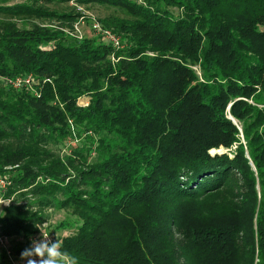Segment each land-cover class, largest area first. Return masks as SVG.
<instances>
[{"label":"trees","instance_id":"trees-1","mask_svg":"<svg viewBox=\"0 0 264 264\" xmlns=\"http://www.w3.org/2000/svg\"><path fill=\"white\" fill-rule=\"evenodd\" d=\"M71 1L123 11L101 22L124 47L72 35L80 12L0 1L14 258L60 209L79 264H264V0H46Z\"/></svg>","mask_w":264,"mask_h":264},{"label":"rangeland","instance_id":"rangeland-1","mask_svg":"<svg viewBox=\"0 0 264 264\" xmlns=\"http://www.w3.org/2000/svg\"><path fill=\"white\" fill-rule=\"evenodd\" d=\"M5 4L8 5H13L16 3H32V2H40L42 4H47V6L50 9H55V10H72L74 12H80L84 13V19H81V24H80V29L83 33L84 36H98L96 32L93 30V22L94 20H97L101 25L102 22L101 20L113 16V17H126V14L116 8L113 7H108V6H101L97 4H89V5H84L80 4L74 1H71L70 3H62V4H56V3H51L48 4L46 0H0ZM141 1V0H140ZM81 18V17H80ZM80 20V19H79ZM80 22V21H79ZM105 39V38H104ZM107 41V39H105ZM109 42V41H108ZM90 103V97L89 96H83L78 99V104L82 106H87L86 104ZM77 140H69V147L64 148V152H68L71 149L83 145L84 140H85V133L80 136H76ZM75 138V137H74ZM59 149V148H58ZM97 159V154L92 152V155L89 158L90 162H94ZM6 203H0V213L3 211ZM64 220H72L76 221V217H74L73 213L71 210H60L56 209L52 212V219L50 223L46 224L45 227L46 229L44 230L45 233L49 234V238L51 240H54L57 238H60L63 234H70L71 232L74 231V229H58L57 225L64 221ZM21 264H26L25 260H22L20 256L17 258Z\"/></svg>","mask_w":264,"mask_h":264},{"label":"built area","instance_id":"built-area-1","mask_svg":"<svg viewBox=\"0 0 264 264\" xmlns=\"http://www.w3.org/2000/svg\"><path fill=\"white\" fill-rule=\"evenodd\" d=\"M81 19H84V13L79 20L80 22L79 21L76 22L75 26H74V30H72L70 32L72 35H74L75 37H77L79 39H83L85 37L83 35L81 29H80ZM92 27H93L94 32L102 35L114 47H116V48L124 47L120 36L117 33L113 32L111 29L103 27V25H101L97 20H94ZM1 78L2 77L0 76V79ZM5 79L9 84H11L14 88H17V89H20L23 86H32V84L35 82V79L32 75L26 76V77H18L16 79H10V78H5ZM86 105H88V103ZM70 121H71L72 131L75 134V125L72 122V120H70ZM75 140H77L76 135H75ZM9 184H10V182H8V179L0 177V193L2 191H4V189H6L7 185H9ZM9 201L10 200H5V199H3V197L0 196V203H2V202L6 203L5 206L9 204ZM42 232H44V230ZM45 234H47V233H45ZM41 236H42L41 232L38 234H35L32 236V240L33 239H40ZM49 239H51V238H49ZM12 241H13V238H10L6 235L0 234V247L4 248L7 251V253L9 254L10 259H11L13 264H21L20 261L17 258H14V256L12 255V250H11L12 249Z\"/></svg>","mask_w":264,"mask_h":264},{"label":"clouds","instance_id":"clouds-1","mask_svg":"<svg viewBox=\"0 0 264 264\" xmlns=\"http://www.w3.org/2000/svg\"><path fill=\"white\" fill-rule=\"evenodd\" d=\"M41 234L40 239H33L31 245L21 252L20 258L26 264H79L78 257L65 250L61 240L56 237L53 241L49 234L42 231Z\"/></svg>","mask_w":264,"mask_h":264},{"label":"water","instance_id":"water-1","mask_svg":"<svg viewBox=\"0 0 264 264\" xmlns=\"http://www.w3.org/2000/svg\"><path fill=\"white\" fill-rule=\"evenodd\" d=\"M234 120V119H233ZM234 122H236L235 120H234Z\"/></svg>","mask_w":264,"mask_h":264}]
</instances>
